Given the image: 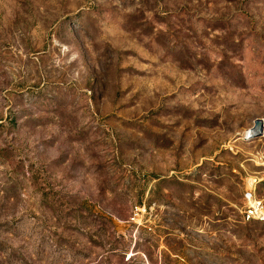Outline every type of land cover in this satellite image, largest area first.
<instances>
[{
	"label": "rangeland",
	"instance_id": "374dc122",
	"mask_svg": "<svg viewBox=\"0 0 264 264\" xmlns=\"http://www.w3.org/2000/svg\"><path fill=\"white\" fill-rule=\"evenodd\" d=\"M249 178L264 0H0V264H264Z\"/></svg>",
	"mask_w": 264,
	"mask_h": 264
},
{
	"label": "built area",
	"instance_id": "2783aa9c",
	"mask_svg": "<svg viewBox=\"0 0 264 264\" xmlns=\"http://www.w3.org/2000/svg\"><path fill=\"white\" fill-rule=\"evenodd\" d=\"M248 132H250V130ZM248 132L246 138H250L251 134ZM252 180L253 181L250 184H248L247 181L245 182L246 205L242 211V217L246 221H258L264 223V203L254 195L257 181L256 179Z\"/></svg>",
	"mask_w": 264,
	"mask_h": 264
},
{
	"label": "water",
	"instance_id": "95a60500",
	"mask_svg": "<svg viewBox=\"0 0 264 264\" xmlns=\"http://www.w3.org/2000/svg\"><path fill=\"white\" fill-rule=\"evenodd\" d=\"M262 129H263L262 120H260V119L255 120L254 127H253V130H254V134L253 135L261 134Z\"/></svg>",
	"mask_w": 264,
	"mask_h": 264
},
{
	"label": "bare ground",
	"instance_id": "6f19581e",
	"mask_svg": "<svg viewBox=\"0 0 264 264\" xmlns=\"http://www.w3.org/2000/svg\"><path fill=\"white\" fill-rule=\"evenodd\" d=\"M248 133L251 134L252 136H254L253 135L254 134V130H250V132H248ZM251 135H250V137H252ZM246 181H247L248 184H250L253 180L252 179H247Z\"/></svg>",
	"mask_w": 264,
	"mask_h": 264
}]
</instances>
